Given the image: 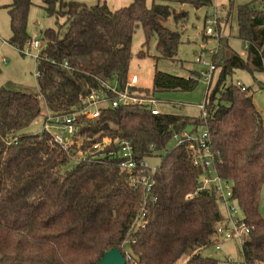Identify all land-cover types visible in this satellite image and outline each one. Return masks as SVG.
<instances>
[{"label": "trees", "instance_id": "trees-1", "mask_svg": "<svg viewBox=\"0 0 264 264\" xmlns=\"http://www.w3.org/2000/svg\"><path fill=\"white\" fill-rule=\"evenodd\" d=\"M211 3L153 0L148 6L147 0H132L112 11L102 0L90 7L44 0L43 9L55 17L57 27L41 34L46 47L36 57L37 89H21L10 82L0 87V264H97L112 249L124 252L122 245L143 208L148 210L145 225L133 234L127 264H177L184 256L185 264H218L201 255L214 244L225 221L216 189L198 191L204 172L194 166L195 152L187 144L168 147L175 135L201 126L211 135L216 173L232 186L249 230L242 236L243 263L264 264V219L259 212L264 120L249 89L231 85L220 91L234 71L264 72V0L236 9L238 39L248 43V49L245 56L237 54L226 40L214 55L220 72L207 90L206 118L107 109L96 120L80 119L76 138L81 144L66 149L51 144L48 134L27 132L47 111L63 115L79 106L101 81L125 87L138 29L145 33V46L156 37L160 57L155 59H173L181 35L163 23L188 17L175 5L199 9ZM32 6V0H11L8 5L12 33L8 43L21 53L32 40L28 34ZM218 39L221 43L220 34ZM65 63L70 70L64 69ZM197 85L196 76L156 69L152 91H137L155 97L158 92H191ZM14 139L17 143H11ZM105 139L111 141L108 148L94 149ZM118 141L131 142L137 161L161 159L151 193L130 187L119 159L110 155L119 152ZM189 194L192 198H187Z\"/></svg>", "mask_w": 264, "mask_h": 264}, {"label": "rangeland", "instance_id": "rangeland-1", "mask_svg": "<svg viewBox=\"0 0 264 264\" xmlns=\"http://www.w3.org/2000/svg\"><path fill=\"white\" fill-rule=\"evenodd\" d=\"M43 1L32 0L33 6L30 9L28 18V34L32 39H41L43 31L57 27L55 17L48 16L42 8ZM68 1L86 4L90 7L97 5L100 0ZM105 1L113 11H117L127 7L132 0ZM211 1L212 3L209 6L199 9H195L191 5L180 7L176 4V9L182 8L187 13V20L176 22L173 18H169L163 23L169 30L178 32L181 35V44L177 55L173 59H155L160 57L157 50L156 37L153 36L149 40L148 45L145 46L146 39L142 28L138 29L133 37V59L130 63L129 75L135 74L139 77L140 89L152 91L156 69L174 76H196L198 78V85L191 92H158L155 94L156 99L159 101L158 108L164 114L199 118L201 115L199 106L206 101L208 90V86L200 74L209 69V65L214 59V55L210 54L209 51L218 53L226 45L225 41L227 40L228 46L235 53L240 55L246 53L245 45L238 39L239 29L236 9L239 5H244L251 0ZM152 2L153 0H147L148 6H151ZM10 4L11 0H0V87L10 82L21 89L36 90L38 83L36 57L45 49L46 43L41 39L38 49H32L29 45H26L23 53L8 43L12 34L8 11V5ZM229 12H231V15L228 18ZM66 21L65 18L60 19L59 23L63 25ZM208 28L213 30L210 35L206 34ZM218 34L222 38L221 43L217 38ZM140 52H144V57L139 56ZM198 60L201 61L198 62ZM219 72H215L214 84ZM237 82H240L251 91L253 102L264 120V72L234 71L226 76L224 82L220 85V91L223 92L228 86H235ZM42 130L43 119H39L30 126L27 132L38 134ZM59 133L63 137H68L65 131H59ZM176 145L177 141L173 138L169 142L168 147L171 149ZM159 155L164 156V153ZM147 161L152 168H157L161 159ZM210 169L212 174H215L212 166ZM218 205L222 215L227 217V210L223 202L218 201ZM259 212L264 219V189L260 197ZM237 217L241 219L242 214L240 212L237 213ZM229 228H224L222 234L217 233L214 238V244L202 250L201 255L213 258L218 264H244L242 242L236 237L230 240L225 238ZM217 246H219V249H217ZM123 248L125 251L131 252L129 243H126ZM187 259L188 257L184 256L177 264H185Z\"/></svg>", "mask_w": 264, "mask_h": 264}, {"label": "built area", "instance_id": "built-area-1", "mask_svg": "<svg viewBox=\"0 0 264 264\" xmlns=\"http://www.w3.org/2000/svg\"><path fill=\"white\" fill-rule=\"evenodd\" d=\"M210 23V21H208ZM213 33L211 28L207 29L206 34ZM218 38V36H217ZM41 39L34 38L29 42V47L32 49H38ZM248 49V43L245 44V50ZM210 54L215 55L213 51H209ZM245 56V54H241ZM201 60H198L200 62ZM64 69L70 70L67 63L63 65ZM215 72H217V66L212 61L209 65V69L201 74L204 82L207 84V89L213 84L215 79ZM140 79L137 75L132 74L128 76L125 87H121L117 81L108 82L101 81L97 87L92 88L87 95L81 100L79 106L71 108L67 114L55 115L47 111L46 117L43 119V130L40 133L50 135L51 144L54 143L64 149L74 145H80L81 140L76 138L78 129V122L80 119L96 120L100 117L101 112L107 109L118 108H137V109H149L153 115H159L162 112L158 108L159 101L156 97H145L138 93ZM236 87L245 91L247 88L237 82ZM201 110L200 118L207 117L206 101L199 106ZM59 131H65L68 137H63ZM177 141V146L187 144L189 149L195 152L193 164L195 167L200 168L204 175L201 178V187L198 191L206 188L215 187L219 201L223 202L227 210V217H225L224 223L219 227L218 233H223L224 228L230 227L225 234L227 240L238 238L242 242V236L244 233H248L243 219L237 217V213L240 212L237 201L233 198L232 186L221 178L216 173V161L215 152L211 148V135L205 126L197 128V130L190 129L184 131L181 134L175 135L174 138ZM16 139L11 143H17ZM111 141L105 139L103 144H97L94 146L98 152L108 148ZM120 147L119 152H111L112 157L119 159L120 168L128 174V182L131 188L134 190L143 191L145 195L152 192L155 181L153 179L157 168H152L147 160L137 161L133 157L132 144L130 141H118L116 143ZM213 167L215 174H212L210 167ZM193 194H189L187 198H192ZM149 197V196H148ZM148 213L146 208H143L139 213L137 220L135 221L133 230L130 232L128 238L123 243L122 247L126 243L131 244L133 234L145 224V217ZM219 249V246H217ZM124 250V248H123ZM127 260L131 259L130 253L121 251Z\"/></svg>", "mask_w": 264, "mask_h": 264}, {"label": "water", "instance_id": "water-1", "mask_svg": "<svg viewBox=\"0 0 264 264\" xmlns=\"http://www.w3.org/2000/svg\"><path fill=\"white\" fill-rule=\"evenodd\" d=\"M97 264H126V259L119 249H112Z\"/></svg>", "mask_w": 264, "mask_h": 264}, {"label": "crops", "instance_id": "crops-1", "mask_svg": "<svg viewBox=\"0 0 264 264\" xmlns=\"http://www.w3.org/2000/svg\"><path fill=\"white\" fill-rule=\"evenodd\" d=\"M103 1H105V0H103ZM44 2V1H43ZM106 2V1H105ZM131 3V2H130ZM109 7V6H108ZM42 8H43V6H42ZM110 8V7H109ZM110 10H112L111 8H110ZM113 11V10H112Z\"/></svg>", "mask_w": 264, "mask_h": 264}]
</instances>
